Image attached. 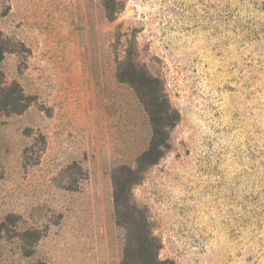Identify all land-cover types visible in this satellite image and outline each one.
Here are the masks:
<instances>
[{
	"label": "rangeland",
	"instance_id": "1",
	"mask_svg": "<svg viewBox=\"0 0 264 264\" xmlns=\"http://www.w3.org/2000/svg\"><path fill=\"white\" fill-rule=\"evenodd\" d=\"M116 2L0 0V264H120L117 167L159 258L264 264V0ZM129 60L172 117L140 169Z\"/></svg>",
	"mask_w": 264,
	"mask_h": 264
},
{
	"label": "trees",
	"instance_id": "2",
	"mask_svg": "<svg viewBox=\"0 0 264 264\" xmlns=\"http://www.w3.org/2000/svg\"><path fill=\"white\" fill-rule=\"evenodd\" d=\"M104 12L108 18L114 17L120 9L116 0H101ZM123 61L119 62L117 77L120 81L129 83L135 90L141 104L144 106L152 127V135L148 147L138 158V169L155 163L167 148V131L171 125L170 105L165 98L160 80L146 71L139 74L136 65L129 60L126 76L119 70ZM140 167V168H139ZM121 167L114 172V206L116 223L124 230V245L120 264H174L169 259L158 256L160 242L152 234L148 219L140 212L130 198L132 177L137 168L125 167L124 178L120 180ZM129 191V195H128Z\"/></svg>",
	"mask_w": 264,
	"mask_h": 264
},
{
	"label": "snow or ice",
	"instance_id": "3",
	"mask_svg": "<svg viewBox=\"0 0 264 264\" xmlns=\"http://www.w3.org/2000/svg\"><path fill=\"white\" fill-rule=\"evenodd\" d=\"M0 56H2V53H0ZM0 226H2V224H0Z\"/></svg>",
	"mask_w": 264,
	"mask_h": 264
}]
</instances>
